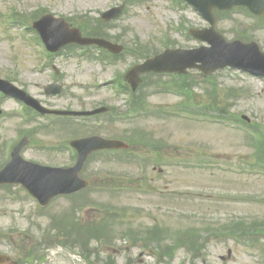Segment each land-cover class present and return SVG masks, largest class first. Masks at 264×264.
<instances>
[{
    "label": "rangeland",
    "instance_id": "obj_1",
    "mask_svg": "<svg viewBox=\"0 0 264 264\" xmlns=\"http://www.w3.org/2000/svg\"><path fill=\"white\" fill-rule=\"evenodd\" d=\"M121 1L0 0V76L26 88L53 108L72 106L80 109L82 106L95 107L105 103L110 108L125 111L127 98L115 96L111 87L101 88L98 85L118 80L119 74L137 63L132 51L117 61L115 66L107 68L96 61H76L67 56L49 63L41 51L42 47L33 40V34L24 28L28 22L17 25L12 22L14 17L25 20L38 10H48L68 18L79 14L100 17ZM136 2L115 25L116 32L125 35L124 42L128 48H134L137 42L147 46L152 44L160 51L164 50L163 46L173 42L184 48L200 45L194 39H188L187 29L205 27L208 23L193 10L183 7L180 0ZM254 22V18L234 11L220 19L218 28L228 40L246 35L264 49V30L255 27ZM257 23L261 25V22ZM54 63L63 72L61 80L65 79L66 91L61 98L47 97L44 93V87L57 80L52 70ZM164 78L147 79L136 97L143 101L149 94L145 103H151L155 112L162 109L179 112L172 114L173 117L156 115L143 119L144 114L140 113L138 117L126 120L124 114L116 122L101 117L82 121L79 127L83 130L79 137L94 133L110 139L119 138L129 143L131 149L129 153L122 154H94L86 165L83 176L89 178L92 186L75 200L84 202L88 199L92 206L80 211L79 216L85 214L89 221H94L100 215L105 217L106 212L116 214L109 220L115 225L119 249L99 248V257L93 253L90 262L84 261L83 256L77 263L93 264V261L95 264H106L108 256H112L117 264L157 263L154 257L150 259L145 254L139 257L141 248H132L130 237L122 240L119 235L122 229L143 232L146 228L158 226L168 235L178 236L188 229L197 233H204V230L219 232L221 229L225 232L226 225L233 219L256 220L264 217V161L260 160L259 165L257 163L258 158L254 156L257 148L249 136L250 129L237 125L238 122L231 117L246 115L251 118L252 124L264 125V79L236 70H225L206 84L197 71L191 72L187 78ZM166 85L176 94L163 90L162 87ZM185 86H195L197 96L190 95L189 101L197 106L181 105L184 93L180 89ZM207 88L214 90L212 98L218 96L224 101L221 110L229 112L231 116L227 119L230 121L212 119V113L200 115L205 112L202 108L209 102ZM0 107L4 111L0 117V146L3 148L7 142L8 147H11L20 140L17 135L28 127L25 126L28 122L22 118L20 111H23V106L18 102L1 98ZM150 110L148 108V112ZM32 122L34 127L41 123L36 119ZM50 122L46 119L42 123L48 130L44 131L43 137L34 139V143L25 149L24 155L42 164L67 163L70 151L66 156H58L56 151H43L77 135L61 129L51 131L46 125ZM41 141L44 150H41ZM7 157L8 152L3 155L0 150V163ZM14 189L0 190V231L6 227H18L19 232L25 233L35 220L32 216L39 208L26 192L20 190L16 191L18 196L23 197L21 200L24 203L18 204L13 199L7 202ZM72 206L68 198H59L50 209H45L44 214L62 215L70 211ZM104 207L106 212L101 211ZM17 210H24L25 214H16ZM40 223L45 226L47 220L42 219ZM240 240L230 239L226 243L211 241L205 264H264V251ZM29 241H26V245ZM229 249L233 251V257L224 263L220 256H227ZM185 255L184 251H179L169 264H183ZM66 259L65 256L59 264H74L73 256L69 261ZM132 259L137 260L132 263ZM197 264H202V261Z\"/></svg>",
    "mask_w": 264,
    "mask_h": 264
},
{
    "label": "water",
    "instance_id": "obj_2",
    "mask_svg": "<svg viewBox=\"0 0 264 264\" xmlns=\"http://www.w3.org/2000/svg\"><path fill=\"white\" fill-rule=\"evenodd\" d=\"M190 1L197 7L198 5L201 6L205 4L202 0ZM252 5L255 6L254 3H252ZM198 36L201 39L208 40L213 45V49L201 50L193 53H168L166 56L160 59L161 63L166 60L174 59L183 63L181 66L182 68H160L159 70L182 71L187 67L194 66V64L198 61L204 63L202 69L206 73L227 65L245 69L252 68L256 72H259L264 68V55L261 54L254 45H225L213 32H210L208 35L206 33H202ZM153 65L154 63L152 64V67ZM92 143L93 142L90 141L88 146H90ZM84 146L87 147L85 144ZM99 147L102 148L105 146L100 143V145H98L96 148ZM85 150L86 152L81 153L80 166L90 151H88V148ZM75 174L76 171L73 173L58 172L54 180L52 182H48L42 174L36 173L31 165L22 162L18 157H16L15 161H13L9 167L0 174V177H4V181L7 179L11 182H22L34 195L40 199L43 204H45L47 203L50 196L68 192L73 183V177ZM0 181H2L1 178Z\"/></svg>",
    "mask_w": 264,
    "mask_h": 264
}]
</instances>
